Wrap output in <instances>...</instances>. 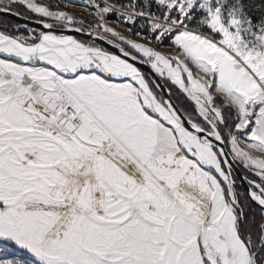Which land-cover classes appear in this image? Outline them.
<instances>
[{"label":"snow or ice","instance_id":"obj_1","mask_svg":"<svg viewBox=\"0 0 264 264\" xmlns=\"http://www.w3.org/2000/svg\"><path fill=\"white\" fill-rule=\"evenodd\" d=\"M0 15V264H264V0Z\"/></svg>","mask_w":264,"mask_h":264},{"label":"rangeland","instance_id":"obj_2","mask_svg":"<svg viewBox=\"0 0 264 264\" xmlns=\"http://www.w3.org/2000/svg\"><path fill=\"white\" fill-rule=\"evenodd\" d=\"M122 2L127 3V0H122ZM68 10L71 11V12H74V13H78V14H80L81 16L86 17V18L89 19V20L93 19L91 13L88 12V11H85L84 6H81V5H79V4H78L76 7H74V8H70V9H68ZM108 20H109L110 22H112V26L116 27L117 31L121 32V34H123V35H125V36H129L130 38L139 39V37H132V36H131V33H129V32L127 31L128 27H134V30H135V27H138V26H132V25H127V24H124V25H118V24L115 23V21H116V17H115V16H109V17H108ZM141 23H142V21H141ZM168 43H169L168 41H165V45H164V47H162V49H161L162 51H174V50L169 49V48L167 47Z\"/></svg>","mask_w":264,"mask_h":264},{"label":"water","instance_id":"obj_3","mask_svg":"<svg viewBox=\"0 0 264 264\" xmlns=\"http://www.w3.org/2000/svg\"><path fill=\"white\" fill-rule=\"evenodd\" d=\"M1 16H4V17H7V18H9V19H11V20H14L15 22H18L19 24H24V23H28L30 26H34L33 24H32V21L31 20H29V19H25V20H20V19H18V18H16V17H12V16H6V15H1ZM77 35H79V34H77ZM106 47H110V46H108V45H105ZM141 68H142V70L146 73V74H149V75H151V73H150V70L146 67V66H141ZM158 82L160 83V85H161V88H162V90H163V92H162V94H164V95H166L167 94V89H168V86L165 84V82L163 81V80H158ZM239 173H238V177H239ZM238 184L240 185V188L243 190V191H245L246 190V188H247V185H246V183H242L240 180H239V178H238Z\"/></svg>","mask_w":264,"mask_h":264},{"label":"trees","instance_id":"obj_4","mask_svg":"<svg viewBox=\"0 0 264 264\" xmlns=\"http://www.w3.org/2000/svg\"><path fill=\"white\" fill-rule=\"evenodd\" d=\"M17 10L20 11L21 13H25L26 15H28L26 12H25V9L23 7H20V6H17ZM19 24L18 22H15L14 20H11L7 17H4V16H1L0 15V25H6L7 26V30H12L13 26ZM165 84L169 87H172V90H173V93H174V99H175V96L178 95L177 93V90L169 83V82H166L164 81ZM181 99H183L181 97ZM239 191L241 192H244L240 187H239Z\"/></svg>","mask_w":264,"mask_h":264}]
</instances>
